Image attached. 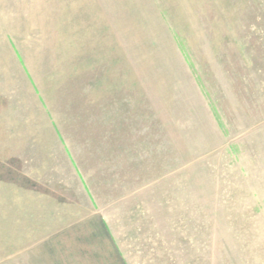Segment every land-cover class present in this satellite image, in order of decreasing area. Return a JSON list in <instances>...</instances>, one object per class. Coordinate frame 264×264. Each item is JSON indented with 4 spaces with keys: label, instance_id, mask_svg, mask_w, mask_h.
<instances>
[{
    "label": "rangeland",
    "instance_id": "rangeland-1",
    "mask_svg": "<svg viewBox=\"0 0 264 264\" xmlns=\"http://www.w3.org/2000/svg\"><path fill=\"white\" fill-rule=\"evenodd\" d=\"M0 264H264V0H0Z\"/></svg>",
    "mask_w": 264,
    "mask_h": 264
}]
</instances>
